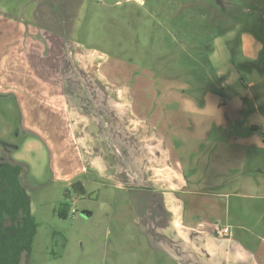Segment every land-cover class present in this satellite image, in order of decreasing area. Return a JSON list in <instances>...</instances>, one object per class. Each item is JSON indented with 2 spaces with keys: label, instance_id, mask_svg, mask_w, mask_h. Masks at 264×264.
Instances as JSON below:
<instances>
[{
  "label": "rangeland",
  "instance_id": "obj_1",
  "mask_svg": "<svg viewBox=\"0 0 264 264\" xmlns=\"http://www.w3.org/2000/svg\"><path fill=\"white\" fill-rule=\"evenodd\" d=\"M5 20L20 27L23 48L28 38L41 41L54 33L65 39L69 58L77 51L83 54L80 59L88 64L81 68L90 66L106 81L132 83L135 111L153 121L162 112L154 102V84L186 88L182 93L173 88L172 95L192 92L182 101L184 124L178 135L193 150L204 142L208 150H222L233 172L226 187L235 232L248 237L247 231L257 228L264 233V123L259 115H264V81L252 88L256 76L247 74L239 44L243 31L264 37V0H0V31ZM67 94L75 108L93 117L95 96ZM247 99L251 112L241 117ZM20 117L14 100L0 97V157L23 166L21 182L39 225L31 258L24 256L21 264H167L157 240L144 233L138 220L148 206L145 194L100 180L92 171L61 177L60 160L46 137L28 140L17 151L20 160L13 157L15 151L6 152L3 144L26 141ZM258 140L261 144L254 145ZM212 154L206 157L209 164ZM77 181L87 193L72 194L71 210L77 213L70 210L69 218L62 219L58 211L65 192Z\"/></svg>",
  "mask_w": 264,
  "mask_h": 264
},
{
  "label": "crops",
  "instance_id": "obj_2",
  "mask_svg": "<svg viewBox=\"0 0 264 264\" xmlns=\"http://www.w3.org/2000/svg\"><path fill=\"white\" fill-rule=\"evenodd\" d=\"M2 28L0 94L14 100L27 137L20 145L3 144L6 152L15 151L13 157L19 159L17 151L28 140L46 137L60 160L61 177L77 178L92 171L100 180H112L119 188L145 194L148 206L138 220L144 233L157 240L167 264H264L263 231L255 228L247 231L252 235L247 237L235 232L231 224V194L226 185L233 172L221 156L222 150H208L206 142L193 150L177 133L184 124L182 101L192 92L184 96L185 87L154 84L158 96L154 102L162 112L153 121L148 114L135 111L132 83L106 81L108 78L90 66L81 68V63L88 64L85 57L81 60L83 54L77 51L69 58L62 36L50 33L41 41L28 38L23 48L18 25L5 20ZM239 44L241 57L247 60V74L256 76L251 85L255 88L264 81V66L260 67L264 37L243 31ZM89 61L93 63L91 58ZM73 74L84 83L70 79ZM94 74L103 83L94 82ZM173 88L181 93L172 95ZM68 90L95 96L97 106L93 104V114L89 112L92 118L69 102ZM249 99L242 102L241 117L245 111L251 112L246 108L252 102ZM254 104L258 110L257 102ZM259 115L264 123V115ZM257 128L252 125V131ZM260 144L258 140L254 145ZM210 153L209 164L206 157ZM225 228L228 234L222 233Z\"/></svg>",
  "mask_w": 264,
  "mask_h": 264
},
{
  "label": "trees",
  "instance_id": "obj_3",
  "mask_svg": "<svg viewBox=\"0 0 264 264\" xmlns=\"http://www.w3.org/2000/svg\"><path fill=\"white\" fill-rule=\"evenodd\" d=\"M23 170L21 164L0 158V264H21L24 256L29 260L38 234L39 225L32 213L31 197L21 182ZM73 193L86 195L81 181L73 183L65 192L66 201L58 211L62 219L69 218V200Z\"/></svg>",
  "mask_w": 264,
  "mask_h": 264
},
{
  "label": "built area",
  "instance_id": "obj_4",
  "mask_svg": "<svg viewBox=\"0 0 264 264\" xmlns=\"http://www.w3.org/2000/svg\"><path fill=\"white\" fill-rule=\"evenodd\" d=\"M71 212H72L73 214L77 213L76 209H72ZM222 233H223V234H228V233H229V230H228L227 228H225V229L222 230Z\"/></svg>",
  "mask_w": 264,
  "mask_h": 264
}]
</instances>
